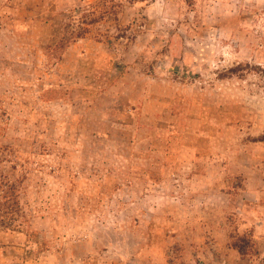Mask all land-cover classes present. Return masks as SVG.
Instances as JSON below:
<instances>
[{
	"label": "rangeland",
	"instance_id": "374dc122",
	"mask_svg": "<svg viewBox=\"0 0 264 264\" xmlns=\"http://www.w3.org/2000/svg\"><path fill=\"white\" fill-rule=\"evenodd\" d=\"M116 2L0 0V264L264 260V0Z\"/></svg>",
	"mask_w": 264,
	"mask_h": 264
},
{
	"label": "trees",
	"instance_id": "16d2710c",
	"mask_svg": "<svg viewBox=\"0 0 264 264\" xmlns=\"http://www.w3.org/2000/svg\"><path fill=\"white\" fill-rule=\"evenodd\" d=\"M112 2L109 4L108 2ZM90 7V6H89ZM92 9H86L81 17L80 28H75L72 24L64 27L62 37L54 47H51L49 56L52 59L59 60L63 52L69 48L74 42L82 39L89 32L85 26L93 25L112 16L119 21V14L123 4L116 0H97ZM256 142L264 143V132L256 139ZM0 226L13 227L18 217H24V211L19 199L17 186L14 184H3L0 188ZM249 234H241L233 237L232 247L239 253L243 259H249L253 264H264V260L260 257V250L254 239L252 232ZM259 260V262H255ZM173 264V261L170 262Z\"/></svg>",
	"mask_w": 264,
	"mask_h": 264
}]
</instances>
